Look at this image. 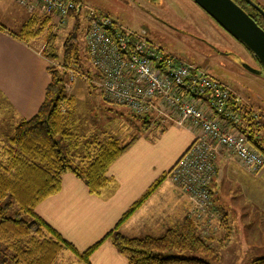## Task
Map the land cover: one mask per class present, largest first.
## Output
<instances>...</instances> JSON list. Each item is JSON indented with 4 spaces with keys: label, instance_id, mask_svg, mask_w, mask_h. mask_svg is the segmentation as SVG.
Instances as JSON below:
<instances>
[{
    "label": "rangeland",
    "instance_id": "1",
    "mask_svg": "<svg viewBox=\"0 0 264 264\" xmlns=\"http://www.w3.org/2000/svg\"><path fill=\"white\" fill-rule=\"evenodd\" d=\"M257 1L264 9V0ZM79 3L82 4V8L80 13L78 12V18L68 16L64 22L57 24L41 10L21 6L16 0H0V24L18 31L33 15L40 20L47 18L50 22L45 24L43 32L30 40L29 44L32 47L42 45L40 49L42 52L46 44V34L55 33V49L52 52L55 56L48 59V65L59 71L64 70L62 66L64 41L70 32H76L75 43L78 47L79 63L66 68L64 77L65 91L75 99V107L71 112V126L81 140L96 138L103 141L112 136L125 143L130 139L135 141L140 137L158 136L161 134L159 132L161 127H165V131L168 129L170 133L175 132L170 124L159 122L160 126L156 125L159 121L157 119L147 120L148 118L134 115L123 105L103 100L101 91L94 84L95 69L90 65L86 55L85 10L88 9L109 16L121 27L132 30L144 29L146 37L155 47L181 60L206 68L213 78L233 90L245 106L256 111L262 119L260 123H264L263 67L244 45L223 30L192 0H80ZM76 23L78 27L74 29ZM2 104L4 102L0 98V107ZM0 114L1 152L3 144L1 139L10 135L16 124L12 126V115L5 106L0 108ZM170 133H167L164 139L166 146L171 145L178 135L175 137ZM258 136L264 150V126ZM187 150L188 147L184 152ZM231 161L235 160L229 153L223 151H220L215 161L218 184H215V191H210L214 206L212 215L206 214L207 212L196 215L195 202L189 197L190 206L185 197L181 198L182 196L174 200L169 207L157 206L160 210L165 208L164 211L161 210L164 216L161 221L165 222L170 218V227H175L185 214H191L192 217L194 215L193 219L199 224L200 236L218 253L217 261L211 260L212 264H249L250 258L255 254L258 252L259 255L264 254V213H256L253 210L245 217L239 213L243 204L247 207L257 204L264 206V166L255 172L248 171L242 166L247 174L259 176L253 181L245 180L243 185L231 178L232 165L229 163ZM218 162L226 164L224 166L220 164L217 169ZM170 183L167 181L164 186H169ZM215 201L217 205L214 204ZM234 209H238L237 212ZM157 212L160 214V211ZM224 216L227 228L223 227ZM72 257L70 251L63 250L54 264H72L70 263Z\"/></svg>",
    "mask_w": 264,
    "mask_h": 264
},
{
    "label": "trees",
    "instance_id": "2",
    "mask_svg": "<svg viewBox=\"0 0 264 264\" xmlns=\"http://www.w3.org/2000/svg\"><path fill=\"white\" fill-rule=\"evenodd\" d=\"M234 1L244 9L237 0ZM69 16L78 18L76 9L70 11ZM49 22L47 18L40 20L33 15L18 31L2 24L0 30L29 44L30 40L43 32L45 24ZM77 27L78 23L74 29ZM55 38V33L46 34L45 48L41 53L47 59L55 56L52 53ZM75 38L76 32L72 31L64 41V70L59 71L48 65L50 78L36 113L18 122L12 133L1 139L0 264H54L63 250L72 252L77 262L90 264L91 254L106 239L129 264H212V261H217L216 249L200 236L199 224L191 214H185L179 224L167 228L159 236L130 237L119 231L120 225L157 189L172 168L148 186L112 229L83 251H78L35 212L39 202L60 190L62 175L67 171L82 179L89 193L99 195L113 181L107 175L108 168L134 142V139H130L121 143L112 136L103 141L96 138L81 140L73 131L71 112L75 107V99L65 91L64 74L66 68L79 63ZM243 111L245 126L241 129L247 133L250 143L264 155L258 136L264 123H260L262 119L251 107L244 105ZM164 130L165 127H161L159 132ZM222 218L225 225V216ZM223 227L227 228L226 225ZM249 264H264V254L250 258Z\"/></svg>",
    "mask_w": 264,
    "mask_h": 264
},
{
    "label": "built area",
    "instance_id": "3",
    "mask_svg": "<svg viewBox=\"0 0 264 264\" xmlns=\"http://www.w3.org/2000/svg\"><path fill=\"white\" fill-rule=\"evenodd\" d=\"M16 2L43 11L57 24L79 4L76 0ZM81 8L82 4L79 13ZM85 18L86 55L103 100L193 134L188 150L173 165L170 179L195 202L196 215H212L210 183L220 151L229 153L248 171L264 166V155L241 129L245 126L244 102L206 68L155 47L144 29L121 27L91 9L85 10Z\"/></svg>",
    "mask_w": 264,
    "mask_h": 264
},
{
    "label": "crops",
    "instance_id": "4",
    "mask_svg": "<svg viewBox=\"0 0 264 264\" xmlns=\"http://www.w3.org/2000/svg\"><path fill=\"white\" fill-rule=\"evenodd\" d=\"M38 46L32 47L0 30V98L4 102L0 108L5 106L11 113L12 126L34 115L44 98L45 87L50 78L47 71L48 59L41 53L42 45ZM169 126L174 127L175 132L170 133L167 129L158 136L140 137L135 140L108 168L107 175L112 177L113 181L102 189L99 195L89 193L82 179L67 171L62 175L60 190L39 202L35 212L78 251L90 247L114 227L121 215L157 177L172 168L192 142L193 134L190 131L173 124ZM167 133L175 137L178 134L169 146H166L164 140ZM229 163L232 165V171H229L231 178L243 185L245 180L253 181L258 176L247 174L236 160ZM220 164L224 166L226 163L218 162L217 169ZM167 181L171 183L164 186ZM217 181L215 170L210 183L212 192L215 191ZM180 196L185 197L190 206L187 195L169 176L165 177L150 197L120 225L119 231L130 237L161 235L170 227L171 221L170 218L165 222L161 221L164 217L161 212L165 208L161 211L157 206L169 207ZM214 204L217 205L216 201ZM240 209L239 213L243 217L253 210L256 213H264V206L260 204L253 207L243 204ZM228 213L229 211L227 215ZM166 216L165 214V218ZM259 254L258 252L255 256ZM70 263L83 264L76 261L74 254ZM90 264L129 263L106 239L91 254Z\"/></svg>",
    "mask_w": 264,
    "mask_h": 264
},
{
    "label": "water",
    "instance_id": "5",
    "mask_svg": "<svg viewBox=\"0 0 264 264\" xmlns=\"http://www.w3.org/2000/svg\"><path fill=\"white\" fill-rule=\"evenodd\" d=\"M223 30L244 45L264 69V29L234 0H192ZM264 15V10L248 0ZM81 4L77 5V13Z\"/></svg>",
    "mask_w": 264,
    "mask_h": 264
},
{
    "label": "flooded vegetation",
    "instance_id": "6",
    "mask_svg": "<svg viewBox=\"0 0 264 264\" xmlns=\"http://www.w3.org/2000/svg\"><path fill=\"white\" fill-rule=\"evenodd\" d=\"M255 4H257L258 6H260L258 4L257 0H252ZM238 3H240V5H242L244 7V9L254 17V19H256L258 21V23H260L261 27L264 29V15L261 14V12L258 11V9H256L254 6H252L250 4V2L248 0H237ZM261 7V6H260ZM262 8V7H261ZM263 9V8H262ZM264 10V9H263Z\"/></svg>",
    "mask_w": 264,
    "mask_h": 264
}]
</instances>
